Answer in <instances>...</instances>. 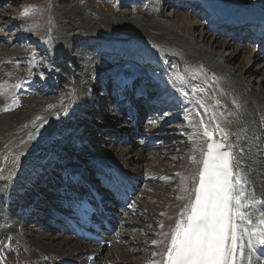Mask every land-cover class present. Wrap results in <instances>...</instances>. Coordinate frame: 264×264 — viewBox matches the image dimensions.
I'll return each mask as SVG.
<instances>
[{"label": "bare ground", "instance_id": "6f19581e", "mask_svg": "<svg viewBox=\"0 0 264 264\" xmlns=\"http://www.w3.org/2000/svg\"><path fill=\"white\" fill-rule=\"evenodd\" d=\"M159 1L151 0L152 6L150 4L151 7L149 6L148 8L131 4L125 7L122 10L123 12L119 11V9H108L106 11L119 16L139 12L146 18L155 16L165 18L166 23L161 20H154L150 24H141L144 20L138 18H132L127 20V22L109 23L102 15L92 12L88 7L82 10L69 8L70 13H75L77 16L86 14L91 19L87 22L80 18L79 20H72L67 31H65L66 29H62V25L64 26V24L50 19L48 35L51 39L54 53L60 58L61 63L57 61L55 65L63 66L62 63L65 62L71 65L69 71L65 69L66 73L61 75V77L59 76L58 90L61 91V94L52 95L53 93L47 88L39 89L36 87V81H28L27 79L19 81V85H14L15 88L6 84L0 89V189H3V191H0V264H67L68 262L74 263L76 258L79 260L78 255L80 254L88 255L89 260H98V264H143V255L136 259H131L132 255L128 257L126 252L129 245L123 237L116 235L111 237V240L118 244L116 243L115 245V255L109 256L106 252L107 248L103 250L101 248L86 247L63 234L55 236L47 235L46 233L32 235L30 230H23L22 228L21 222L28 219H22L20 215L23 212L28 213L27 211L32 209L35 204H43L45 202L43 199H36L31 205L32 201L29 198L37 195L33 193V187L34 189L38 188V191H42L43 188L48 187L46 180L50 181L55 174H58L56 181L61 186L62 182L59 180V177H62L63 170L68 172L71 166H81L97 157L106 159L109 166L111 165L123 172L130 170L129 165L133 164L135 166L134 169H131L132 174H137L134 176L135 179L132 187L137 195L134 197L131 207L136 208L140 214L147 213L146 226L149 227V230L153 228L150 231L154 233L153 239H145L144 244L150 248V255L148 261L144 264H152V262L159 264L163 259V254L167 251V246L171 239V231L175 227L176 221L179 219L181 223L185 222L186 214L190 211L191 204L195 200V189L199 185V171L203 167L202 160L208 151L209 143L219 144L222 146L219 151L231 154L232 170L236 174V177L241 180V187L248 194L249 200L254 194L255 201L257 202L252 204L251 209H246V211L251 212L250 218L254 222L262 218V214L260 213L253 215L258 212L259 199L264 201V197L259 195V189H257L259 186H256V183H258L257 175L255 177L252 176L256 172L252 173L248 170V179V176L242 172V168H244V165L247 166L248 157H250V162L251 160L255 162L251 167L259 160L264 161V148L256 145V147L253 146V149H255L250 155L244 152L246 148L250 147L248 145H251L247 143L248 140H241L242 136L238 138L240 134V131H238L240 129L239 124H243L245 120H240L241 122L238 126L233 122L236 117L238 119L244 117L240 111L238 112L239 108L244 110V101L243 99H239L240 101H238V96L233 95L232 97V93L227 90H231L232 85L245 87L243 83L244 77L250 73L252 74V72L258 73L264 68V65L258 68H255L254 65L251 68L249 66L261 60L264 63V60L259 50H255L254 47H248L244 43L236 42L233 38H225L223 35L213 33L211 27L209 29L208 26H204V29L198 32L200 24L197 20L198 15L192 12L193 8L187 5V7H184V10H179L176 8V4L181 1L189 2L188 4L194 3L193 5H196L198 9H203L200 3L207 6L213 5L216 8L215 12L218 14H220L219 9L222 8V5L226 4L245 9L255 15H264V0H173L172 16L166 15L164 9L167 6L164 3L160 4ZM66 9L62 8V10L68 12ZM184 13L191 15L194 20L192 25L189 24V20L187 21V16L186 18L183 16ZM59 15L63 16L66 14L60 12ZM233 15L238 16V13L236 11L226 12L225 18L222 20H228ZM200 16L202 20V15ZM172 18L178 20L179 27L184 32H187L186 36L178 35L176 29L167 23ZM93 26H96L94 27L95 29H92ZM195 33H197V36L203 43L209 42L210 47L216 50V55H220L223 48L230 49V52L227 53V56L221 55L218 58L209 56L210 54H206L207 52L204 50V47L193 45V42H191L190 38ZM87 34L95 37L97 35H108L109 37L113 36L119 39L122 38L123 40H128L132 35L133 38L149 42L152 45L164 46V48L161 47L162 50L169 48L174 51L178 48L181 51V57L179 58L186 60V64L188 60L189 62L191 60L194 65L190 63V66L196 69L197 66L199 67L197 72H193V76L197 79L207 80L208 84H211L213 88L217 87L216 90L212 88L216 92V98L208 97L201 92L204 90V86L208 88L209 86L199 84L202 86V90L197 89V84L189 82V79L185 83L188 85L193 96H190L189 99L186 98L188 101L184 102V106L170 104L167 101L169 98L174 99L181 94L180 90L184 87H180L181 84L178 81L175 82L177 91L166 87L163 95L153 90H151L152 93L150 95V90H147L145 94H148L151 100L164 105L161 112L156 115H150L149 112L150 117L145 124L148 128L144 129V132H147L150 137H156L154 140H160L159 149L161 154L154 156L150 153L151 147L148 146L150 145L148 140L143 139L141 140L142 143L135 141L134 131L128 125L122 124V121L119 123L120 117H118L115 126H112L111 129L107 126L109 130L104 133L106 136H110L107 138L110 144L114 143L118 147L108 148L105 155L102 156L98 152L102 147V138L98 134L99 132H93L95 129L92 127V124L94 122L89 120L90 114H96L95 107H99L100 102L96 99V94L95 97L94 93L93 96H89L86 90H88L87 92H94L104 75L99 74L92 81V78L90 79V77L84 76L83 72L81 73L83 70L88 71L87 68L82 67L80 69V66H76L78 54L74 50L71 52V55L66 53L67 46L70 48V43L78 39L83 38L85 41H93L91 38H87ZM96 43L103 44V46L108 45V47L110 45V43L106 42L101 43L98 41ZM129 43L132 42H125L123 45L126 46ZM132 45L136 44L132 43ZM45 47L50 46L45 43ZM108 47L103 50L110 49ZM148 50L154 56H160L161 60L165 59L169 66L177 64L178 71L181 70L180 67H184L182 71L184 75L188 76L190 74L188 66L178 65V62L174 61L175 59L162 54V52L158 53L151 51L152 49ZM146 52L148 51L146 50ZM100 56L106 57V55ZM61 57L63 58L61 59ZM226 64L227 66L233 65L239 73L236 81L232 76L219 77L217 75V72L221 70L219 68L224 67ZM87 73H90V71ZM139 73L140 71L126 70L123 75H130L131 78L133 75H138ZM172 76L178 79L177 73H173ZM110 77L115 78V75L110 73L105 78ZM39 78L42 81L46 79H43L44 77L41 75ZM67 78L70 81L68 84H65ZM219 79H222L223 85ZM14 80L15 78L11 80V83ZM81 88L85 90V95L79 92ZM260 88L264 94V80L261 81ZM219 89H221V92H219ZM228 93L231 97H228ZM130 94L132 93L130 92ZM194 94L196 95L194 96ZM263 94L251 97L253 101L252 107L254 111H257L258 119L260 116L264 117V103H259V98H262ZM46 96H49V98H46ZM40 98L46 99L38 100ZM86 101H88V104ZM140 101L141 99H138L137 103ZM215 102L216 108L210 109L212 113L216 110V115L212 116V118L216 119V121H222V128L225 126L223 128L226 132L225 135L216 126L210 130L202 127L206 123V120L200 114L201 109H207L206 106L209 105L215 106ZM192 104L196 105L197 113L194 110L188 114V108ZM234 107H238L237 113L233 111ZM218 108L223 109L221 113H218L220 111ZM124 110L123 112L125 113ZM101 111L102 114V108ZM220 114L221 116H219ZM190 116L193 117L192 120ZM105 117L106 114L102 116L103 121L107 122L108 125L110 122H114ZM223 117L226 118L224 121ZM88 122L89 125L87 126ZM228 122L234 127L228 124ZM172 125L176 126L174 128L171 127L172 131H170V126ZM86 126L89 128L87 134ZM113 130H116V132ZM160 131H163L164 134L157 133ZM120 134L124 135L122 136V140H120ZM85 139H89V143L92 146H96L97 149L88 154L90 158H87V155L84 153L85 148L80 150L82 153H77L79 151H76ZM129 143L133 144V149L136 146H140L132 151L128 148ZM259 147L260 149H258ZM236 148H241L244 151L238 153L235 150ZM162 155H164L165 159L160 161ZM149 160L152 161L147 163ZM250 162L248 163L250 164ZM39 169H42L40 174ZM258 174L260 179L264 177L262 176L264 175V171L261 168H259ZM69 177L70 175L67 174V178ZM163 179L169 180L164 189L152 184V182L157 183V181L160 183ZM27 182L30 183L29 186H27ZM170 183H172L171 186ZM174 186L177 189L176 191L172 189ZM165 194L170 196L165 202L155 199L156 195ZM16 195L17 197L21 196L22 199L16 201ZM16 205H18V208ZM118 220H120L119 217L117 218ZM129 222V226L137 224L131 220ZM153 226L157 227V229L154 230ZM11 227L12 229H10ZM142 234L145 235L144 232ZM42 238H45L46 242L42 241ZM133 239L136 241V246L141 244L137 236L133 235ZM153 241H158L159 243L153 244ZM138 249L140 250V247ZM250 255L251 264H257L258 258L261 264H264V256H261V251L253 250ZM24 257L25 259H23ZM31 260H33V263L30 262ZM238 264H249L247 249L242 257L238 255Z\"/></svg>", "mask_w": 264, "mask_h": 264}, {"label": "rangeland", "instance_id": "374dc122", "mask_svg": "<svg viewBox=\"0 0 264 264\" xmlns=\"http://www.w3.org/2000/svg\"><path fill=\"white\" fill-rule=\"evenodd\" d=\"M164 1L165 0H160L159 3L160 4L164 3ZM191 3H193V2H191ZM131 4L140 5L142 8H145V7L148 8L151 4V0H64V1H61V0H0V89L2 88V86L6 85V84L11 86L12 88H15L14 87L15 84L19 85V83H18L19 81H23L26 79L28 81H33V80L36 81V87L39 89L44 88V85H46V84H48V85L52 84L53 85V84L59 83L57 78H59V76L61 77V75H64L65 69L59 64H58L59 66L55 65V63L57 61L60 63V60H57L55 53L52 52V50L54 48L52 46L51 39L49 38V35H48V32H49L48 26H49L50 19H53L60 24H64V26L62 25V29L63 30L66 29L65 31H67L69 24L72 20H79V18H80V19L86 20V22H87L91 19L86 14H81V16H77L75 13H70L69 8H73L76 10H82V9L88 7L92 12H95L99 15H102L106 20H108L109 23L110 22H127V20H130L132 18H138V19L144 20L141 24H150L154 20H161L162 22L166 23L165 18H161L158 16L146 18L139 12H133L131 14L128 13L127 15L123 14V15L119 16L117 14H112V13H109L108 11H106L108 9H119V11L123 12L122 10H124V8L126 6L131 5ZM173 4H174V2H173ZM151 6H152V4H151ZM166 6H167V8L164 9V12L166 13V15L172 16L173 6L168 5V4H166ZM194 6L197 7L196 5H194ZM171 7H172V9H171ZM62 8H67L66 10H68V12L62 10ZM193 9H194V7H193ZM60 12L65 13L66 15L61 16V15H59ZM197 12L198 11H196V13ZM189 13H190V11H189ZM189 13L188 14L184 13L183 16L185 18L187 16V18H186L187 21L189 20V24L192 25L194 20L192 19L191 15ZM193 14H194V12H193ZM199 16L200 15H198V18H197L198 22H199ZM86 22H84V23L86 24ZM129 23H131V22H129ZM167 23L176 29V33L178 35H180V36L185 35L186 36L187 32H184L179 27V22L176 18H172L171 20H168ZM67 24H68V26H67ZM199 24H200V22H199ZM94 27H96V26H93L92 29H95ZM203 29L204 28H202V26L200 25L198 27L197 31L199 32V31H202ZM91 31H94V30H91ZM154 32H157V31H154ZM87 35L92 36L90 34H87ZM93 37H95V36H93ZM95 38H97V39H108V40H116V39L117 40H123L122 38L119 39V38H115L113 36L109 37L108 35H105V36H98L97 35ZM132 38H133V36L131 35V38H129V39H132ZM190 39H191V42H193V45H197V46H200L202 48L204 47V50H206V52H207L206 54H210L209 56H215L218 58L221 55L227 56V53L230 52V49L223 48L221 54L216 55V53H217L216 50L212 49L210 47V44L208 41H206L204 43L202 41H200L201 39L197 36V33H195L194 36L191 37ZM44 42L46 44H48L50 47H45ZM92 45L94 47H99V49L96 51H90L88 48L86 49L83 44H81L79 47H77L78 49H77L76 53L78 54V57H77V60L75 63L76 65H84L88 69V71L83 70V71H81V73L83 72L84 76H88V78L90 77V79L92 78L91 79L92 81H93L95 75L97 76L99 74H102L106 77L110 73L116 75V70L120 67L127 68V69L131 68L130 66H124L123 67V65H127V63L131 62L130 59H124L123 58V59H116L115 60L113 57L105 58V57L99 56L101 49H103L105 46L102 47L103 44H98V43H92L91 46ZM181 45H183V44H181ZM5 53H7V54H5ZM10 54H13V55H10ZM11 58H14V59H11ZM17 63H18V65H17ZM190 63L194 65V63L191 62V60H190ZM253 65L255 68H258L260 66L262 67L264 65V63L261 60V61L252 63L251 66H249V65L248 66H249V68H251ZM144 67H146V65H144ZM150 67H151V65H150ZM175 67H176V70H178L177 64L171 65V68L174 71H175ZM16 68H18V69H16ZM133 68H135V66H133L132 69ZM132 69L130 71H132ZM197 69L199 70L198 66H197ZM219 69H221L219 72H217V75H219V77L220 76L221 77L226 76V75L230 76V77L232 76L235 78V81H236L237 77L239 76V73L236 71V69L233 65L227 66V64H226V65H224V67L219 68ZM89 71H90V73H87ZM151 72L154 74V73H157L158 70L152 68ZM40 75L44 77L43 79L46 78L43 81H45V82L48 81V83L43 82L39 78ZM170 77L171 78H169V80H171L172 82L175 80H178L174 76H170ZM14 78H15V80H14V82H12L13 83L12 84L11 80ZM112 78H114V77L107 78V80L109 81ZM195 79H196V77H195ZM199 80H201V79H199ZM221 80L222 79H219L220 83L223 85V82H221ZM262 80H264V68L262 70H260L258 73L252 72V74L250 73L249 75L244 77L243 83H244V86L246 88L245 87H238L236 85H234V86L232 85L230 88L231 90H227L228 92L230 91V93H232L231 94L232 97H233V95L234 96L237 95L238 101H240L239 99H243L244 106H245L244 110H242L240 108L238 109V107L233 108L234 112L237 113V109H238V112L240 111V113H242V116H244L242 119H238L236 117L233 120V122H235L236 126H238V123L241 122L240 120L248 121V122L244 121L243 124L242 123L239 124L240 134H239L238 138H241V136H242L243 138H241V140L246 139V140H248L247 143L251 144V145L247 144L250 147L246 148L245 151L241 150V148L240 149L236 148L235 150H237L238 153L241 151H244L248 155H250L255 149V148L253 149V146L256 147V145L264 148L263 147L264 146V134L261 133L259 136H255L253 133V131L255 129L254 124H253V120L258 118L257 117L258 113H257V111H254V109H253V107H252L253 101L251 99V97L253 95L257 96L258 94H260V95H261V93L263 94V92H261V90H260L261 89L260 83ZM65 81H66L65 84H68L70 79L68 80V78H67ZM204 81L207 82L206 85L209 86V88L204 86V90H202L201 89L202 86L197 84V87H198L197 89H201L202 90L201 92L203 93V95L216 98V92L213 89L216 90L217 87L213 88L211 84H208L209 82L207 80H204ZM172 82H171V84H172ZM112 83L114 84V81H112ZM1 84H2V86H1ZM212 84H214V82H212ZM163 86L164 85L157 82L152 87V89L154 91L159 92L162 95L165 92V90L164 91L162 90ZM45 88H47L50 92H51V89L54 92L57 91L55 86H47ZM87 91L88 90H86V93H87ZM79 92L84 94V95L86 94L85 90L83 88L79 89ZM219 92H221V89H219ZM151 93H152V91L150 90V95H151ZM54 94H57V93H53L52 95H54ZM59 94H61V91ZM231 95H229V93H228V97H231ZM47 97L49 98V96H46V98ZM94 97H95V95H94ZM97 97L99 98V100L102 99L101 94H99V93L97 94ZM46 98H40L38 100H44ZM187 98H189V97H187ZM225 98H224V100H225ZM103 100L104 99H102L99 102L101 103ZM231 100L234 101L233 99H231ZM87 102L88 101H86V103ZM259 103L260 104L264 103V94L262 95V98H259ZM100 112H102V111L100 110ZM96 114H97V112H96ZM96 114L95 113L90 114V121L95 122L97 124H100L101 122L106 123L103 120H100V117ZM105 114H106V117L108 119L114 121V122H110V126L111 127L115 126L116 119L114 117V114L112 113V110H110V109L106 110ZM198 115H199V113H198ZM192 116H190L191 118L189 117L191 120L194 117V116L193 117ZM198 119H200V118H198ZM103 123H101V124H103ZM123 124L126 125L125 122ZM228 124L232 125L229 122H228ZM176 125L170 126V131H172L171 129L174 128V126H176ZM144 127L148 128L147 125H145ZM232 127H234V126L232 125ZM170 131H168V132H170ZM157 133L158 134L159 133L164 134L163 131H160ZM109 137L106 136L105 134L101 135L102 139L101 138L100 139L102 141V147L100 148V150H98V152H100V155H105L106 150H108V148H110V147H114V148L118 147V146L114 145V143L110 144V142L107 139ZM152 137H153L152 140L156 139V137L151 136V138ZM112 141L114 142V140H112ZM155 141H156L155 147H151L150 145H148L149 147H151L149 151L154 156H159L161 154L160 149H159L160 148L159 147L160 146L159 145L160 140H155ZM130 144L131 143L128 144V148H129V150H132V151L139 148V146H140V145L136 146L135 149H133V147H132L133 144H131V145ZM247 149H249V150H247ZM258 149H260V147ZM258 149H256V150H258ZM163 156L164 155L161 156L162 159L160 161L165 159ZM169 156H171V155H169ZM248 158H249L248 162H250V157H248ZM257 159H259V158H257ZM151 161L152 160H149V161H147V163H150ZM248 162L246 163V165L249 168L244 165V168H242V171L245 175L249 174L248 170H250V172H252V173L256 172L252 176L255 177V175H257L256 178H257L258 183H256V186L257 187L259 186L257 188V189H259V195H262L264 197V177L262 179H260L258 177V175L260 174V173L258 174L259 168H261V170L264 171V161L259 160L252 167H251V165L255 163L254 160H251L250 164ZM118 163H121V162H118ZM256 166H258V167H256ZM128 167L131 171V169L132 168L134 169L135 166L133 164H131ZM250 168H252V169H250ZM247 176L249 179V175H247ZM262 176H264V175H262ZM249 182H250V180H249ZM168 183H169V180L166 181V179H163L162 182H160V183L152 182L153 185H155V186L158 185L159 187H163V189L165 188V185H167ZM171 184L172 183H170V186H171ZM172 189L174 191L177 190L175 186ZM251 192H252V190H251ZM169 197L170 196L168 194L167 195L166 194L165 195H156L155 199H157L161 202H165L166 199ZM259 200L261 201V199H259ZM257 210H264V206H261V204L259 203V207L257 208ZM119 218H120V216H119ZM147 219H148L147 213H141L140 214L139 212H137L136 208L131 207L126 213H124L121 216V221H120L121 222V225H120L121 228L119 227L120 228V230H119L120 234L118 231V233L116 235L118 237H123V239L127 241L128 245L130 247V248L128 247V251L126 252L128 254V257H130L132 255V257H130V258L136 259V258H139L140 256L143 255L144 256L143 257V261H144L143 264L148 261V258L150 255V248L144 244L145 239H147V238L153 239L154 238L153 231H150L153 228H151L149 230L148 229L149 227L146 226L147 224L145 223V221ZM129 220L134 221L137 224L133 225V226H129V223H130ZM122 224H124V225L122 226ZM22 225H23L22 226L23 230H27V231L30 230L32 235H37L40 233H46L47 235H51V236L57 235V233H53L50 231L44 232L45 229L37 226L34 222L29 221V222H25ZM153 227H154V230L157 229V227H155V226H153ZM121 229H123V230H121ZM125 231H127V232H125ZM142 232H144L145 235H143ZM130 233H131V236H130ZM126 234H129V235H126ZM133 235H135L139 238L140 243H141L140 245H137V246L135 245L136 241L133 239ZM43 240L46 242L45 238H42V241ZM118 241H119V239H118ZM113 242H115V241H113ZM116 243L107 248L108 251L106 250V252L109 256L115 255ZM139 247H140L141 251L138 249ZM80 255H78L79 258H80ZM20 257H22V256H20ZM0 259H1V257H0ZM23 259H25V257ZM30 262L33 263V260H31Z\"/></svg>", "mask_w": 264, "mask_h": 264}, {"label": "snow or ice", "instance_id": "6c2138e0", "mask_svg": "<svg viewBox=\"0 0 264 264\" xmlns=\"http://www.w3.org/2000/svg\"><path fill=\"white\" fill-rule=\"evenodd\" d=\"M221 147L208 144L195 200L185 222L176 221L159 264H238V255L242 257L246 249L249 264L253 250L264 256V218L251 220L246 209L256 203L254 194L249 200L232 170L231 154L219 151ZM259 203L264 206V201Z\"/></svg>", "mask_w": 264, "mask_h": 264}, {"label": "water", "instance_id": "95a60500", "mask_svg": "<svg viewBox=\"0 0 264 264\" xmlns=\"http://www.w3.org/2000/svg\"><path fill=\"white\" fill-rule=\"evenodd\" d=\"M224 9H225L224 11H226V10H238L241 14L245 13L244 9L235 8V7H231V6H225Z\"/></svg>", "mask_w": 264, "mask_h": 264}]
</instances>
